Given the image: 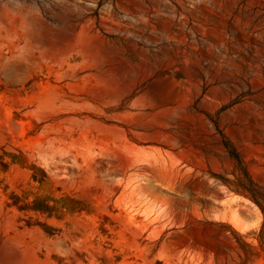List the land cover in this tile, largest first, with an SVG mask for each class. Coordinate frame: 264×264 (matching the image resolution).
Segmentation results:
<instances>
[{
    "label": "rangeland",
    "instance_id": "374dc122",
    "mask_svg": "<svg viewBox=\"0 0 264 264\" xmlns=\"http://www.w3.org/2000/svg\"><path fill=\"white\" fill-rule=\"evenodd\" d=\"M0 264H264V0H0Z\"/></svg>",
    "mask_w": 264,
    "mask_h": 264
}]
</instances>
